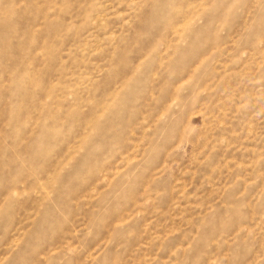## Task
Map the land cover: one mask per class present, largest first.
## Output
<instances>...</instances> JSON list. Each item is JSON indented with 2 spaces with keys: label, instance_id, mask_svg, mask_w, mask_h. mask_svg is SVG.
Masks as SVG:
<instances>
[{
  "label": "rangeland",
  "instance_id": "rangeland-1",
  "mask_svg": "<svg viewBox=\"0 0 264 264\" xmlns=\"http://www.w3.org/2000/svg\"><path fill=\"white\" fill-rule=\"evenodd\" d=\"M0 264H264V0H0Z\"/></svg>",
  "mask_w": 264,
  "mask_h": 264
}]
</instances>
